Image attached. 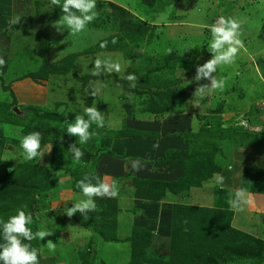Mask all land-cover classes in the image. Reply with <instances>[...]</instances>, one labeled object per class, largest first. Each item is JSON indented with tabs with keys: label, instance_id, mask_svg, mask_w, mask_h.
Returning a JSON list of instances; mask_svg holds the SVG:
<instances>
[{
	"label": "rangeland",
	"instance_id": "374dc122",
	"mask_svg": "<svg viewBox=\"0 0 264 264\" xmlns=\"http://www.w3.org/2000/svg\"><path fill=\"white\" fill-rule=\"evenodd\" d=\"M108 3L125 10L131 25L140 20L148 28L142 30L139 24L127 28ZM95 10L97 18L83 32L71 35L66 28L57 32L53 27L63 13L50 0H13L12 19L6 26L12 28L0 35V58L5 60L0 68V220L21 209L32 215L33 233L53 232L43 240L23 241L37 249L39 264H148L154 258L164 262L152 264H264V208L256 203V197L264 195V151L243 153L234 142L239 133H248L253 144H257L253 133L264 135V0H96ZM220 17L240 23L244 46L233 64L217 68L214 77L223 80L224 87L213 90L207 79L192 77L196 66L211 58L209 26ZM114 37L116 44L111 43ZM103 40L108 41L106 48L100 47ZM97 58L118 62L122 71L93 76ZM45 62L50 65L37 72ZM129 73L137 77L134 88L127 80L126 85L121 82ZM198 84L209 85L202 97L194 93ZM93 88L99 90L95 96L88 94ZM90 106H96L105 120L103 128L92 125L95 135L87 143H77L91 155L88 160L74 164L51 137L41 142V151L52 147L40 161L23 158L20 140L30 128H55L76 143L77 138L65 131L67 122ZM137 129L150 132L149 138ZM211 133L216 136L212 143ZM212 148L215 152L209 157L192 159L198 162L187 159ZM136 158L145 166L134 175L114 171L121 161ZM107 161L110 174L103 171ZM231 170L237 171L236 181H230ZM215 172L223 178L222 188L215 180L206 184ZM93 174L108 183L115 181L117 197L129 193L127 183H136L135 177L175 174L169 181L171 201L181 207L186 229L174 220L173 204L164 211L149 201L159 199L146 194L150 183L136 189L148 198L146 208L127 214L122 227L117 223L121 210L116 198L96 197V209L87 220L79 212L72 217L63 214L84 199L77 181ZM201 185L211 194L210 203L187 205L191 187ZM163 189H157L158 194ZM237 189L254 194H249L251 204L242 210L230 203ZM158 211L165 213L160 216ZM234 214L235 219L244 218L242 226H237L239 220L232 224ZM75 216L90 228L89 235L65 231ZM175 238L179 248L185 239L198 243L192 260L188 255L177 260L167 252ZM47 240L55 243V250L49 249ZM104 241L110 243L106 251Z\"/></svg>",
	"mask_w": 264,
	"mask_h": 264
},
{
	"label": "clouds",
	"instance_id": "9594fccd",
	"mask_svg": "<svg viewBox=\"0 0 264 264\" xmlns=\"http://www.w3.org/2000/svg\"><path fill=\"white\" fill-rule=\"evenodd\" d=\"M51 5L58 6L63 15L59 19L53 21V27L57 32L63 31L65 28L68 34L77 35L83 32L87 25L97 18L98 12L96 9V0H50ZM14 21L13 23H16ZM211 32V41L208 44V51L211 53V58L206 60L203 64L196 66L195 75L192 77L193 81H200L207 79L210 81V86L213 90L223 89L224 81L218 80L214 77V73L221 65H231L235 62L236 56L241 48H243V41L240 39V23L233 18L220 17L218 20L209 26ZM112 44L117 43L114 37ZM107 40L100 43L101 48H106ZM168 54H171L172 49L168 48ZM5 64V60L0 58V68ZM121 72V65L118 62L109 59L97 58L93 62L91 74L99 76L102 72ZM122 79L130 82V87L136 86L137 77L129 73L122 76ZM190 83V81H189ZM208 84H198L194 93L197 96H203L208 88ZM99 90L96 88L88 90V94L95 96ZM87 117V119L85 118ZM105 117L96 106L84 108L83 115H75L74 121H68L66 132L69 136L77 138L76 143H70L68 152L72 156L74 164L81 162L84 152L79 145L88 142L95 133L90 129L93 124L97 128L104 127ZM62 139V138H61ZM20 147L23 151V158L26 161L37 159L40 161L44 153L51 151L52 145H48L45 151H41V133L39 131H32L25 135L20 140ZM145 166L139 158L131 160L132 170L139 172ZM50 169V165H48ZM56 175V173H54ZM95 180L96 183H92ZM223 178H220L222 182ZM77 188L80 189L84 199L67 207L63 214L72 217L79 212L84 220L88 219V213L96 209L95 198H116L119 194V186L113 181L108 183L100 179L96 175H85L83 179L77 181ZM231 205L237 210H242V205L247 204L244 189H237L234 197L231 200ZM33 223V217L30 213L18 209L16 214L8 217L6 221L0 220V235H2L3 243H0V264H39L37 249L32 248L30 244L23 241H32L39 238L43 240L45 237L51 236L52 231L40 230L33 233L29 227ZM47 245L50 250H55V243L52 240H47Z\"/></svg>",
	"mask_w": 264,
	"mask_h": 264
},
{
	"label": "crops",
	"instance_id": "0c3cea01",
	"mask_svg": "<svg viewBox=\"0 0 264 264\" xmlns=\"http://www.w3.org/2000/svg\"><path fill=\"white\" fill-rule=\"evenodd\" d=\"M12 15H13V0H0V27L1 28H4V27L9 25V23L11 22V19H12ZM137 130H139V129H137ZM136 133H138L139 135H141V136H143L145 138L150 136V134H151L150 132H145L144 130H139ZM148 140H150V139H148ZM153 140L154 139H151L150 141H153ZM238 150L240 152L242 151L243 153L252 152V151H249L247 148H240V149L238 148ZM180 168H181V165H180ZM110 170H111V168H109L108 161H107L105 169L103 171H104V173L110 174V172H111ZM114 171H116V173L121 175V176H124L125 175L124 173H127V172L129 173V175L135 172L131 168V160L129 161V163H126L125 161H121L117 165L116 169H114ZM132 175H134V174H132ZM173 175H175V174H172L169 178H164V177L163 178L162 177L158 178L155 175H151V176L143 175L141 177H139V176L135 177V178H138L136 183H127L129 185H128V187L126 189H127V191H129V193L124 194L123 191H122L123 194H121V196H119V197H116V199L119 200L118 201V208H119V210H121V213L118 214V217H119L118 222H117L118 225L122 227L125 224V222H127V220H128L127 216H126L127 214H132V212L134 210L140 211L141 207H143L144 209L146 208V204H147L146 202H147L148 198H145L146 196L139 195L138 191H136L137 187L141 183H149V182H151V181H145V180H155V181H161V182H169L172 179H174ZM236 175H237V171H232L231 170V176H230V181L231 182L232 181H236V179H235ZM104 177H107V176H104ZM208 180H207L208 182H206V184L209 183V182L212 183L215 180V181L218 182L217 183V187H218L220 185V173H216V172L213 173L209 177ZM141 186L145 187L144 185H141ZM201 186H202L201 188L200 187H191L192 188V192L189 190V196H188L189 204H187V205L201 207V206H204L205 203H210V201L208 199V196L209 195L211 196V194L208 193L205 190V187L203 189V185H201ZM219 188H222V187L219 186ZM224 188L229 190L230 192L234 191L231 187L230 188L224 187ZM200 189H203V190H200ZM142 190H145V189L142 188ZM132 191H134L135 193L131 194ZM148 191H151V189L148 190ZM161 191L159 190V192H161ZM171 191L172 190H170V189L168 190L167 188H164L162 194L159 193L158 196H157V197H159V199H157L158 201H156V200L154 201V200H151V199H149V201L154 202V205H158V206L162 207L163 209H165L164 211H166V209H168V208H169V211H170L172 209V204H173V201H171L172 200L171 196H173ZM140 193L144 194L143 192H140ZM157 193H158V191H157ZM146 194L149 195L151 193L150 192L149 193L146 192ZM191 194H192V196H191ZM249 194L251 195L253 193L245 192V197H246L248 202H249V200H251V197L249 196ZM256 203H259L260 207L263 209L264 208V195H262V196L258 195V197H256ZM248 204H251V201H250V203L244 204V206H249ZM55 207L58 208L59 205H57ZM164 211H158L157 214H159L161 216L162 214L165 213ZM235 215L236 214H234V217L232 216V224H233V221H234V224H235V222L237 220H239V216L235 219ZM243 219L244 218H242V217L240 218V220L237 222V226H242L241 220H243ZM82 222H84V221H82V218H78V216H75L72 219H69V221H67V223H66L67 229L65 231H69L70 234H74L75 231L79 230V231H81L80 233H87L89 235V230L88 229H90V228H87V227L84 228V226L82 225ZM163 222L165 224L163 227L166 228L167 221L164 220ZM83 224H85V223H83ZM146 227L150 228V226H146ZM65 234L62 235L64 238H65ZM63 237H61V238H63ZM101 245H102V247H104V251H106L107 250L106 248L109 247L110 243H107V241H104V242L101 243ZM118 256H119V254H118Z\"/></svg>",
	"mask_w": 264,
	"mask_h": 264
},
{
	"label": "trees",
	"instance_id": "16d2710c",
	"mask_svg": "<svg viewBox=\"0 0 264 264\" xmlns=\"http://www.w3.org/2000/svg\"><path fill=\"white\" fill-rule=\"evenodd\" d=\"M33 4H34V11H35V14H36L39 11L38 10V5L40 4V2L37 1V2H34ZM108 5H110L112 8L115 9L116 15L118 14V16L121 17L122 21L124 22L123 25H127L126 27L129 28L130 25H131V21H130V19H128L130 17V15H128V13L125 10H123L120 7L115 6L114 4L108 3ZM123 14H124V16H123ZM126 16H129V17L126 18ZM137 24H139V25L142 26V28H141L142 30H146L148 28L147 26H145L144 22L143 21H140V20H135V24H133L131 26L133 27V26H136ZM11 28H12V26L6 27V28H0V35L6 36L8 34V32L11 30ZM48 65H50V64H48L46 62L43 63L41 65L42 68H39L37 70V72H39L40 70H43ZM37 72H34L33 71L32 72V76L33 75L35 76V74H37ZM113 77L116 78L115 76H113ZM120 79H121L122 84L123 85H126L125 80L122 79V78H120ZM144 83L147 86H149L151 84V82H149V81L146 82L145 80H143L142 81V84H144ZM31 120H35V118H33ZM30 130H31V128L29 129L28 133H30L31 131H33V130L30 131ZM34 131H39L41 133V142H42V140L46 139L47 137H51L52 140H53L54 145H56V146H59V145L60 146H63L64 147L63 149L68 154H70L67 149H68L69 144L72 143V142H71V140H70L69 137L68 138L66 136L61 137L64 134L63 135H60V131L59 130H56L55 128H38L37 130H34ZM237 135H238V137L236 139H234V142H236V145L235 146L237 148H239V149L240 148H247L249 151H264V135L261 132H259V133H253V137H255V139L257 140V144H253L252 141H249V137L250 136L248 135V133H239ZM208 138H209L210 143H212L214 141L213 139L216 138V136H214V134L211 133V134H209ZM214 150H215V148H212V149H209V151L206 150V152H203V153L200 152V155L199 154H196V156L189 155V156H187V159H189V161H194L195 159H198L199 157L201 159V157H203L204 155H207L209 157L210 155H212L213 152H215ZM83 152H84V156L82 157V159L88 160V157H89L90 154L87 153V152H85V151H83ZM192 159H194V160H192ZM198 161L199 160H196L194 162H198ZM220 163H223V162L220 161ZM200 164H201V167H204V164L205 163L202 161ZM194 165H196L195 167H197L196 168L197 170H200L201 171L199 165H197V164H194ZM149 183L151 185V187H150L151 188V191H149V192L151 194H153L154 197H157L158 196V193H157L158 190L157 189H159L160 191L163 188H166V187L168 189H170L169 187H171V185H172V183H170V182L151 181ZM44 201L45 200L40 201V203L38 205L44 204ZM173 208H174V211H175L174 212V215H173L174 220L176 222H178V225H179V227H181V230H185L186 227H185V225L183 223V216H182L181 212L178 211V208H181V207L175 206V204H173ZM175 240H176V238H175ZM197 244L198 243L195 242V241L190 242L188 240L186 241V239H185L184 240L183 247L179 248L180 246L178 247V241L177 240L176 241L172 240L170 242L169 248L167 249V252L169 251V252H172L173 254H175V256H177L176 257L177 260H180L182 257L187 256V255L189 256V259L192 260V258L195 257V254H196V246H197ZM132 254H136V251L135 252H132ZM151 260L152 261L149 262L148 264H152V263H155V262H160V263H163L164 262L163 259L160 260L158 258H154V259H151Z\"/></svg>",
	"mask_w": 264,
	"mask_h": 264
},
{
	"label": "water",
	"instance_id": "95a60500",
	"mask_svg": "<svg viewBox=\"0 0 264 264\" xmlns=\"http://www.w3.org/2000/svg\"><path fill=\"white\" fill-rule=\"evenodd\" d=\"M14 28H16V26H14ZM13 111H14L15 113H18V110H17L16 108H14Z\"/></svg>",
	"mask_w": 264,
	"mask_h": 264
}]
</instances>
